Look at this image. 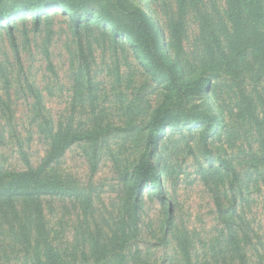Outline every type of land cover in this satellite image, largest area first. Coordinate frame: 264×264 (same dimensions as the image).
<instances>
[{
	"label": "rangeland",
	"instance_id": "obj_1",
	"mask_svg": "<svg viewBox=\"0 0 264 264\" xmlns=\"http://www.w3.org/2000/svg\"><path fill=\"white\" fill-rule=\"evenodd\" d=\"M125 1L157 24V51L175 82L166 74L156 81L130 45L95 18L75 34L60 9L41 16L37 27L30 16H17L10 32L0 28L2 170H23L17 141L34 164L63 147L47 172L81 197L53 201L46 212L51 234L70 241L83 221L106 233L122 216L123 176L145 151L152 112L179 104L177 88L203 78L211 91L187 92V107L214 114L217 127L206 148L200 127L166 130L151 156L162 196L141 193L136 253L127 261L264 264V75L258 56L243 67L233 61L220 31L249 33L254 22L246 7L255 0ZM12 3L5 0L6 9ZM44 125L46 137L39 134ZM208 151L229 169L209 164Z\"/></svg>",
	"mask_w": 264,
	"mask_h": 264
},
{
	"label": "trees",
	"instance_id": "obj_2",
	"mask_svg": "<svg viewBox=\"0 0 264 264\" xmlns=\"http://www.w3.org/2000/svg\"><path fill=\"white\" fill-rule=\"evenodd\" d=\"M4 4L5 0H0V28L4 25L9 32L10 22L17 16H30L33 25L37 27L40 17L48 15L54 9L63 10L75 34L79 33L82 24L95 18L103 28L111 31L114 39L124 40L130 45L156 81H162L165 74L171 81L176 80L170 67L158 54L157 24L141 9L129 7L125 0H13L11 11ZM246 14L254 22L249 33L235 26H226L220 31L228 50L234 54L233 61L239 62L243 67L246 65V58L251 60V57L258 56L256 59H260L261 65L257 67V71L263 76L264 0L247 4ZM210 30L207 33L213 31ZM14 48L16 51L15 45ZM204 88L211 91L209 81L203 78L194 81L184 91L177 88L179 104L158 107L152 112L146 126L145 151L130 172L123 176L125 196L122 201V216L106 227V233L97 225L92 227L88 221H83L73 226L70 241L58 240L52 236L46 212L53 210V207L50 208L53 201L67 195L72 202L77 203L79 196L81 197L77 194L78 191L61 188L55 180H51L47 172L49 167L57 163L64 148L60 152L49 150L38 164H34L17 141L23 170L10 175L0 166V264H128V258L136 253L141 193L152 192L160 198L162 196L151 156L166 130L182 132L184 129L190 131L200 127L203 129L201 143L206 148L207 139L217 127V117L214 114L203 109L189 111L187 107L189 101L186 93L190 91L197 94ZM41 133L43 137L48 134L46 125L42 127L39 134ZM207 155L210 156L209 164L216 161L219 166L229 169V164L219 155L214 158L212 151H208ZM216 207L219 218H222L221 205ZM75 235L82 239L80 250ZM242 237L245 240L244 233Z\"/></svg>",
	"mask_w": 264,
	"mask_h": 264
}]
</instances>
